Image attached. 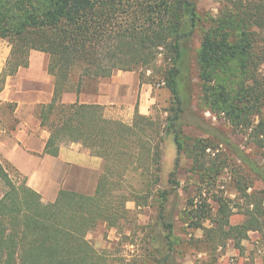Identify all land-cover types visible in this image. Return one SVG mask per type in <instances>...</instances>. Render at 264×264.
Instances as JSON below:
<instances>
[{
    "label": "trees",
    "instance_id": "obj_1",
    "mask_svg": "<svg viewBox=\"0 0 264 264\" xmlns=\"http://www.w3.org/2000/svg\"><path fill=\"white\" fill-rule=\"evenodd\" d=\"M220 3L218 16L203 29L198 53L202 99L218 119L248 133L264 149V0ZM199 21L197 0L0 1V29L3 23L6 26L0 37L9 38L13 47L11 68L4 78L15 75L20 67L27 68L32 50L50 55L54 98L39 112L42 126L51 132L45 153L57 156L61 143L77 142L106 161L93 195L63 190L55 202L47 204L24 176L14 180L0 161V180L7 187L0 199V264H109L85 238L86 233L102 223L109 228L119 226L129 199L116 193L113 177L119 175L120 167L123 172L130 168L124 164L129 158L132 169L142 171L143 176L147 168L144 158L153 151L148 133L159 129L160 137L161 131L155 120L142 124L138 110L133 124L128 125L106 118L101 105L64 104L62 96L80 94L86 83L98 84L116 71L157 66L159 55L166 62V68L160 70L161 80L173 96L165 134L172 133L177 158L169 183L178 184L182 156L193 161L196 173H212L217 166L202 159L209 155L208 150L221 145L264 182V169L246 151L220 128L188 113L186 60ZM187 116L208 138L184 134ZM237 189L248 204L243 223L231 226L229 205L223 198L215 201L220 214L218 230L240 242L251 231H264V197L247 194L241 181ZM172 193L159 192L157 206L168 239L174 225L165 221L164 213ZM147 203L137 202V206ZM202 204L193 201V213L198 214Z\"/></svg>",
    "mask_w": 264,
    "mask_h": 264
},
{
    "label": "rangeland",
    "instance_id": "obj_2",
    "mask_svg": "<svg viewBox=\"0 0 264 264\" xmlns=\"http://www.w3.org/2000/svg\"><path fill=\"white\" fill-rule=\"evenodd\" d=\"M220 7V0H197L200 21L191 43L189 58L186 60L188 74L184 83L189 92L186 107L188 113L193 112L220 128L264 169V149L256 146L248 133L233 129L225 119H218L202 99L198 53L203 29L208 27L212 18L218 16ZM5 28L3 23L0 30ZM12 49L10 39L0 37L1 90L6 80L4 72L11 68ZM164 57L159 55L157 66H151V69L140 67L131 71L137 75L141 84L150 85L155 99L150 108V119L157 122L161 131L160 137L157 133L159 129L148 133L151 136L148 140L151 141L153 148L151 155L144 158L143 164L148 171L145 169V174L141 176L142 171L132 169L134 165L131 158L128 162L124 161L130 168L123 172L120 167L119 175L113 177L116 193L123 194L129 199L125 203L127 211L121 218L117 231L102 223L96 229L87 232L85 238L109 264H264V231H251L246 238L236 242L218 230L220 214L219 205L215 201L217 198H223L229 205L231 226L239 225L246 220L244 212L248 204L237 189L238 181L248 188L247 194L264 197V182L253 175L225 146L221 145L213 151L208 150L209 155L202 159L207 161V165L217 166L212 173L210 172L211 174L207 173L210 174L208 177L202 175V172L196 173L193 170V161L182 156L177 170L178 184L175 186L169 183L170 174L175 169L177 152L172 133L165 134L169 125L168 109L173 106V96L165 81L161 80L163 71L160 70L166 68ZM76 79L75 77L74 82ZM96 86V82L90 81L82 91L90 93ZM184 120L189 122L184 123L186 136L208 138L204 132L190 123L192 118L187 116ZM0 161L14 180H22V175L19 174L18 177L12 165L1 158ZM164 190L173 192L164 213L165 221L174 225L170 239L167 237V228L159 219L157 207L159 192ZM6 191L5 183L0 180V199ZM201 191L204 193L200 199ZM198 200L203 203V208L200 207L197 214L193 213L191 204L193 201L198 204ZM137 202L148 203L146 206L141 204V207H138ZM127 203L135 207L127 209Z\"/></svg>",
    "mask_w": 264,
    "mask_h": 264
},
{
    "label": "crops",
    "instance_id": "obj_3",
    "mask_svg": "<svg viewBox=\"0 0 264 264\" xmlns=\"http://www.w3.org/2000/svg\"><path fill=\"white\" fill-rule=\"evenodd\" d=\"M49 65L48 53L32 50L29 66L8 76L0 91V158L24 176L46 204L55 202L63 190L93 195L106 165L103 158L77 142L61 143L57 156L45 153L51 132L42 126L39 112L54 98ZM76 102L101 105L106 118L132 125L136 110L142 124L150 119L155 99L150 85L141 84L134 72L117 71L90 93L62 96L64 104ZM126 207L135 206L127 203Z\"/></svg>",
    "mask_w": 264,
    "mask_h": 264
}]
</instances>
